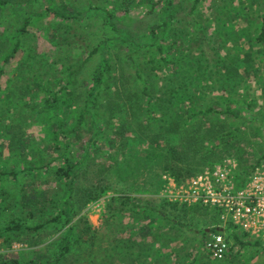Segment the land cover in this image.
<instances>
[{
  "label": "trees",
  "instance_id": "16d2710c",
  "mask_svg": "<svg viewBox=\"0 0 264 264\" xmlns=\"http://www.w3.org/2000/svg\"><path fill=\"white\" fill-rule=\"evenodd\" d=\"M206 1L209 0H142L148 8L150 20L161 23H150L140 42V29L120 32L117 28L118 23L113 20L115 12L127 20L134 21L135 18L132 10L128 9V0H116L113 5L115 12H106L104 16L102 29L105 34L81 59V65L73 71L68 70L70 73L63 78L60 77L58 62L51 63L44 56L29 53V59L24 63L33 62L29 68L35 72L32 80L21 86L18 94L3 84V77L24 49L30 29L44 26L50 31L61 32L60 38L67 41L71 30L67 24L92 19L90 14L94 6L79 9L72 7L68 0H0V41L3 42L0 46V226H3L0 234L7 236L5 242L8 246L12 240L28 246V250L18 253V258L0 255V264H97L94 252L97 248L96 234L91 226L83 218L77 224H71L79 212L111 189L109 179L116 175L113 172L118 171L116 176L120 183L128 182L129 176L137 180L143 173L136 172L139 168L151 170L155 166L176 180L197 176L200 172L193 169L194 165L205 157L215 156L224 142H230L235 131L225 132V123H209L208 120L212 115L238 117L232 99H226L224 108L218 110L219 103L205 100L203 93L214 82L223 90L234 92L250 78L255 49L264 47V0H245L238 5L231 0L232 5L222 8L227 15V22L221 27L223 36L211 39L213 41L209 44L213 46L209 51L202 46L201 41L205 37L184 26L182 20H177L179 11L188 5L192 25L204 28L197 13ZM37 6L42 8L16 22L14 30H11L9 14ZM109 29L116 35L109 34ZM94 60L97 62L91 80L84 83L86 91L81 97L79 88L82 87L77 84L76 76ZM36 65L41 69H32ZM44 68L48 70L44 72ZM15 83L13 81L11 85ZM33 100L29 118L38 111L39 120L44 118L40 125L47 129L45 138L40 140L26 133L24 126L30 127L33 122L25 123L21 116ZM76 100L81 102L78 107ZM12 109V116L8 118ZM101 109L108 114L102 125L108 128L116 125L115 138L126 139L127 132L137 126L135 139L138 143H148L143 153L145 160L141 155H132L136 169L132 168L130 175L121 168L114 170L108 155L99 162L94 156L101 150V142L97 139L100 131L98 110ZM68 115L70 123L67 122ZM82 138L83 155L79 158L70 156L71 147ZM7 153L9 156L5 157ZM104 159L112 164H107ZM262 163L264 158L255 165L238 168L235 171L236 182H246ZM41 177L58 186V192H39L41 203L38 194L31 195L28 189L31 184L20 187L17 192L8 189L21 181ZM39 204L40 208L35 210ZM122 205L129 206L132 212L142 209L131 196L124 198ZM182 206L187 208V205ZM190 207L189 210L203 211L212 216L213 226L209 234L217 233L226 238L229 244L227 256L234 249L231 242L234 246L252 245L264 250V238H252L230 223L220 227L217 209ZM12 208L19 214L6 219V212ZM30 208L33 210L29 211ZM37 211L44 217L48 212L55 214L45 221L39 215L42 222L33 226L30 221L36 218ZM151 212L174 227H184L158 208L149 207L148 213H144L146 218ZM50 228L62 229L63 233L52 244L43 246L47 243L45 237ZM122 231L125 229L119 232ZM202 235L205 238L210 236L206 230ZM108 243L115 251L116 242L109 239ZM125 243H128L129 251H122L119 255L107 248V259L103 258L100 264H113L115 261L118 264H141V257L133 259L130 252L137 242L131 238L123 240V246ZM49 249L55 250L51 252ZM152 261V264H158L157 260Z\"/></svg>",
  "mask_w": 264,
  "mask_h": 264
},
{
  "label": "rangeland",
  "instance_id": "374dc122",
  "mask_svg": "<svg viewBox=\"0 0 264 264\" xmlns=\"http://www.w3.org/2000/svg\"><path fill=\"white\" fill-rule=\"evenodd\" d=\"M68 1L71 3L72 7L79 9H87L91 5L94 6L90 14L92 19L90 18L85 19L84 22L67 24L69 28H71L67 36V41L60 38L61 32H55L53 29L50 31L44 26L30 29L29 36L24 42V49L21 53H18L16 56L17 58L9 65L6 75L3 77V84H5V86L16 90L17 93L20 94L21 86L32 80L33 72L35 71H30L31 68H29V66L33 62L24 63L29 59V53L34 56L36 54L40 57L44 56L48 60L50 59L49 61L51 63L54 61L58 62L57 67L61 70L60 77L64 78L70 73L68 70L73 71L78 65H81V59H84L86 54L92 50V47L101 40L106 32L102 29L104 16H106V12H115V7H113V5L116 4V0ZM243 1L245 0H235L234 4L238 5V3H242ZM128 2V9L132 10V16L135 20L124 19L125 16L121 17V15H117V12H115L113 20L118 23L117 28L120 32L123 30L131 32V30L140 29L142 33L138 38L141 39L138 40L141 42L145 33L144 31L149 27V24L161 22L150 20L148 8L142 4V0H128ZM227 4L232 5L231 0H209L200 5L197 14L200 16L199 22L204 28L192 25L191 18L188 16L190 10V6L188 5L179 11L177 20H182L184 26H187L193 32H197L205 37L206 39L201 41L202 46L209 51L213 46L209 44L213 41L211 39L223 36L221 27L227 22V15L226 11L222 8ZM41 8L42 6H37L9 14L8 23L11 24V30H14L16 22L19 23L23 21L27 16ZM95 9L103 10L96 11ZM115 18L118 21L119 19L123 21L117 22ZM107 32L114 36L116 35L113 30L111 31L109 29ZM1 44H3L2 41H0V46ZM247 47L248 46H246V48ZM256 49L254 62L250 65L252 69L250 78L247 79L245 83L241 84L239 88L235 89L234 92L225 91L220 84L214 82V84L203 93L205 100L217 101L219 103L216 108L218 110L224 108L226 99H232L233 109L238 117L228 118L216 115L210 117L208 120L209 123H225V132L235 131V135L231 137L230 142L223 143L224 145L217 151L215 156L208 159L205 157L202 159L201 163L194 165L193 169L199 170V174L222 165L227 161H231L238 169L245 165H255L257 161L264 158V47ZM213 53L214 50L212 54ZM96 62V60L90 62L88 66L76 76L77 84H80L82 88L76 87V85L75 88H79V95L81 97H83V93L86 91L84 83L90 82ZM63 65L64 67L62 68ZM33 68L36 70L41 69L39 65L32 66V69ZM47 70L48 68H44V72ZM21 72L22 75H19ZM17 76L19 79H17ZM13 81L16 83L11 85ZM158 82H161V79H159ZM35 102L39 103L38 101ZM33 103L34 100L28 104L27 111L23 112L21 116L25 123L32 124L33 122V125L30 127L24 126L26 128V133L40 140L45 138L47 129L43 125H40V122H42L44 118L39 120L38 111H34L32 113L33 116L29 118ZM75 104L76 107H78L81 102L76 100ZM250 105L251 108H249ZM13 111L14 109L9 111L7 115L8 118L12 116ZM61 118L64 119L63 115ZM98 119H100V125L98 124L100 131L97 139L101 142V150L98 152L96 151L94 156L97 157L99 162L104 156L108 155L113 161V164L110 160L106 161L104 159L107 164H112L114 170L121 168L130 175L133 169H136L132 161V155L136 154L138 157L141 155V159L145 160V158H143V156H145L143 153L147 150L148 143H138L137 139H135L137 137V126L127 132L126 139L123 140L119 137L115 138L113 134L114 126L116 125L109 128L102 125L103 120L108 119V114L105 109L98 110ZM67 122H71L69 121V115L67 116ZM85 139H88V137ZM115 139L117 142H115ZM119 142H121V144H119ZM82 145L83 138L77 140L73 144L70 156L72 155L75 158L82 156ZM7 156H9L8 153L5 157ZM214 158L218 159L216 161H211ZM2 161L5 162L4 159H2ZM9 166L12 167L13 165ZM140 169L141 168L136 170V172L141 171L143 173L137 180L129 176V181H123L124 183L117 181L119 179L116 176L119 175L118 171L113 172L116 175L113 176L114 179L113 177L109 179L111 189L101 196L97 202L87 205L84 210L75 216L71 224H77L83 218L91 226L92 231L96 234L95 245L97 248L94 252L97 264H100L103 258L104 260L107 259V248L114 251L113 246L108 243L109 239L116 242L115 245H117V247L114 245V252L120 255L122 251H129L128 243H125V246H123V240H129L131 238L137 242L134 249L130 250L132 253L131 256L133 259H136L138 256L141 257L139 259L141 264H152V259L157 260L158 264H191L195 260H197L196 264H264V250L261 247L252 245L239 247L234 246V242H231V248H234L235 251L233 252L234 249L231 250L229 256H225L222 259L215 258L207 252L205 243L210 236L205 238L202 232L206 230L208 235H210V229L213 226L212 216L204 214L203 211L189 210V208H191L190 206L186 208L180 204L172 203L165 196L166 194L164 195V191L169 186L168 184L171 183L170 181H173L180 187L186 185L196 176L176 180L175 177L167 173H162L158 166H155L151 170L145 168H142V170ZM28 184H31L28 188L31 195H39L37 198L40 203L42 201V196L39 192L45 191L53 193L55 190V192H58V186L53 182L49 183L48 180L43 177L36 180L29 179L21 181L18 185L9 186L8 189H13V192H17L20 187L24 188ZM7 186L8 184L5 185V188ZM127 196H131L134 200L136 199L137 204H140L142 209L132 212L129 206L122 205L123 199ZM10 202H12V200H10ZM9 205L7 206L9 207ZM149 207L163 210L170 219L182 224L184 227H174L152 212L150 216L146 218L144 213H148ZM39 208L40 204L35 210ZM32 210L33 209L30 208L29 211ZM9 214L11 216H9ZM17 214H19L17 210L12 208L11 211L8 210L6 212V219L13 216L17 217ZM54 214L53 212H48L44 217L43 214L37 211L36 218L30 221V224H34L33 226H35V224L42 222L41 218H38L39 215L43 216V221H45V219L53 218ZM141 215H143L141 217L142 219L139 218ZM3 220L4 219H2V221ZM2 227L3 226H0V230ZM121 229H125V232H119ZM62 233V229L56 230L50 228L47 230L45 237L47 243L43 246L55 242ZM134 234L135 236H133ZM6 238L7 236L0 234V255H6L9 258H18L19 252L28 250L26 243H21L17 240H12L8 246L5 242ZM202 240L203 244H201ZM246 242L255 243V241L250 239ZM49 250L54 252L55 249ZM114 252L112 254H114ZM117 257L118 256L115 258ZM113 264L118 263L115 261Z\"/></svg>",
  "mask_w": 264,
  "mask_h": 264
},
{
  "label": "built area",
  "instance_id": "2783aa9c",
  "mask_svg": "<svg viewBox=\"0 0 264 264\" xmlns=\"http://www.w3.org/2000/svg\"><path fill=\"white\" fill-rule=\"evenodd\" d=\"M236 170L237 166L227 161L197 175L184 186L170 181L164 195L175 204L217 209L220 227L230 223L252 238H264V163L241 185L236 182ZM205 249L222 259L229 252V244L223 235L213 233Z\"/></svg>",
  "mask_w": 264,
  "mask_h": 264
}]
</instances>
